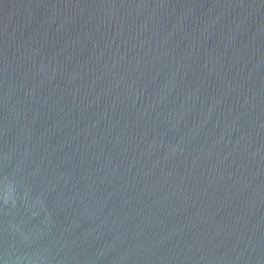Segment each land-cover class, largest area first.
<instances>
[{
  "label": "water",
  "instance_id": "95a60500",
  "mask_svg": "<svg viewBox=\"0 0 264 264\" xmlns=\"http://www.w3.org/2000/svg\"><path fill=\"white\" fill-rule=\"evenodd\" d=\"M0 264H264V0H0Z\"/></svg>",
  "mask_w": 264,
  "mask_h": 264
}]
</instances>
